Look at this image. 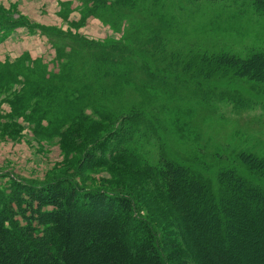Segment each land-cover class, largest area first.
Listing matches in <instances>:
<instances>
[{
	"label": "trees",
	"instance_id": "1",
	"mask_svg": "<svg viewBox=\"0 0 264 264\" xmlns=\"http://www.w3.org/2000/svg\"><path fill=\"white\" fill-rule=\"evenodd\" d=\"M165 3L89 0L85 16L99 17L113 28L125 16L131 20L130 31L120 40H94L54 29L53 36L59 33L72 41L70 51L58 47L60 68L65 70L74 61H81V79L68 88L76 95L83 90L85 95L111 101L117 86L124 85L122 78L130 74L132 62L127 56L134 53V48L126 40L133 35L134 42L141 39L140 29L147 32L137 43L139 52L160 60L156 65L161 69L145 59L139 85L151 89L170 87V75L179 80L181 74L173 69L181 66L179 57L168 51V35L165 38L161 34L164 30L172 32L166 13L158 10ZM245 3L264 15V0ZM137 13L148 19L145 26L136 28L132 17ZM0 24L4 25V21L0 20ZM89 54L92 56L88 63L92 65L84 60ZM182 69V75L191 71L196 78L202 76L205 80L230 75L264 84V51H253L245 57L225 51H202L185 59ZM33 70L44 80L46 95L56 89L40 58L29 64L20 59L0 62V91L7 93L13 113L31 122L35 121V113L26 114L22 107L27 103L20 102L24 99L22 92L35 88L27 87ZM105 72L112 80L108 88L102 83ZM16 82H23L19 91H5ZM63 99L69 101L70 97L65 95ZM144 102L146 98H141L128 112L124 108L112 113L111 108L95 111L96 118L77 114L72 120H61L58 115L47 118L44 112L38 114L33 122L34 133L40 137L61 134L66 153H82L76 164L81 172L105 165L111 172L121 170L129 177L123 184H107V188L83 187L76 177L66 173L43 182L11 178L8 184H0V264H192L182 246L183 235L190 242L194 264H230L226 260L237 256L242 235L250 236V246L258 239L264 245V184L258 182L264 179V157L241 152L245 170L222 167L216 173V184L173 158L162 156L153 164L134 144L146 114ZM151 115L145 122L146 132L158 122L153 111ZM84 118H91L92 125L83 126ZM210 236L213 245L206 240ZM217 245L223 246L220 253Z\"/></svg>",
	"mask_w": 264,
	"mask_h": 264
},
{
	"label": "rangeland",
	"instance_id": "2",
	"mask_svg": "<svg viewBox=\"0 0 264 264\" xmlns=\"http://www.w3.org/2000/svg\"><path fill=\"white\" fill-rule=\"evenodd\" d=\"M165 2L158 10L166 13L172 32L165 33L167 31L164 30L161 34L165 38L168 35V51L179 57L181 65L173 67L181 76L179 80H173L175 76L170 75V87L151 89L139 85L145 59L161 69V65H156L161 63L160 60L139 52L137 43L145 38L147 32L140 29L141 39L134 42L136 36L133 35L126 40L134 48V53L127 56V60L132 62L130 74L122 78L124 85L117 86L111 101L98 95H85L83 90L76 95L73 89L68 88L81 79V61H74L65 70L60 68L58 47L70 51L69 42L72 41L59 33L53 36L54 29L101 41L120 40L131 29V20L127 16L121 19L117 28L99 17L85 16L89 0H0V20L4 21V25L0 24V62L20 59L29 64L40 58L48 75L52 76L56 89L46 95L44 80L38 71L33 70L27 87L35 88L21 93L24 99L20 104L27 103L22 110L26 114L35 113L33 122L41 112L47 118L58 115L61 120L67 117L72 120L77 114L96 118V112L105 111V108H111L110 113L116 108H124L128 112L130 106L146 98L145 118L134 139L138 151L143 152L153 164L158 163L162 156L183 162L216 184V173L222 167L245 170L240 160L241 152L249 151L264 157V84L230 75L210 80L202 76L196 78L191 71L182 75V64L189 56L202 51H225L242 57L253 51H264V15L256 13L252 6L245 3L246 0ZM132 19L136 28L148 22L138 13ZM91 56L86 55L84 59L88 65L93 63H88ZM102 76V83L108 88L111 77L106 72ZM22 86L23 82H16L5 91L12 94ZM65 95L70 97L69 101L63 99ZM10 104L7 93L0 91V184H8L11 178L43 182L61 173L76 177L86 188H107V184H123L128 179L123 171L111 172L105 165L81 172L76 167L82 158L80 151L66 153L61 146V134L37 136L34 133L35 124L25 116L14 114ZM152 111L158 122H155L154 129L146 132L145 122L152 117ZM43 123L46 125L47 121ZM82 124L90 126L92 119L84 118ZM254 179L257 181L256 177ZM258 182L264 184V179L259 178ZM208 216L206 214L207 219ZM200 225L198 223V227ZM249 237L242 235L237 256L227 258L226 263L264 264L262 241L258 239L250 246ZM208 239L212 243L213 236L206 237ZM182 246L194 264L190 242L184 235ZM216 247L220 253L223 246Z\"/></svg>",
	"mask_w": 264,
	"mask_h": 264
}]
</instances>
